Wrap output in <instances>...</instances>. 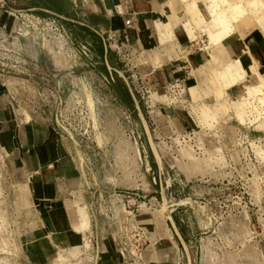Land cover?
Masks as SVG:
<instances>
[{"label": "rangeland", "instance_id": "obj_1", "mask_svg": "<svg viewBox=\"0 0 264 264\" xmlns=\"http://www.w3.org/2000/svg\"><path fill=\"white\" fill-rule=\"evenodd\" d=\"M228 1L187 6L210 37V5L229 15V4L252 5ZM106 3L0 0V109L9 115L0 134V264H28L19 238L33 222L25 183L34 155L21 147L31 141L75 167L76 181L59 189L77 206L76 227L93 224V234H81L53 264H98L103 254L155 264L148 246L180 234L184 264H264V90L245 102L248 85L230 101L186 99L174 88L175 70L150 66L160 56L121 48L98 26ZM177 48L163 51L176 57ZM188 90L195 96L194 85ZM50 170L42 167L39 179L49 180Z\"/></svg>", "mask_w": 264, "mask_h": 264}, {"label": "crops", "instance_id": "obj_2", "mask_svg": "<svg viewBox=\"0 0 264 264\" xmlns=\"http://www.w3.org/2000/svg\"><path fill=\"white\" fill-rule=\"evenodd\" d=\"M187 1L107 0L105 11L97 13L95 20L99 27L105 28L109 37H115L120 42L121 48L160 56L162 63L155 66V63L149 61L150 66L163 71L175 70L172 77H175V81L177 79L183 81V96L186 99L203 101L208 97L215 102L230 101L241 85H248L246 88H257L253 95L245 93V98L258 96L263 91L261 80L264 77V6H259L258 14L252 16L250 24L242 25L235 30L231 23L229 35L221 41L212 43L202 27L196 26L197 17L191 18ZM197 7L202 14H206V5L203 1H198ZM245 11L251 15L249 9ZM171 45L178 47L175 51L176 57L172 53H169L170 57L164 54L163 49ZM237 60L245 71L244 76L225 85L220 81L218 73L225 65L233 64ZM182 68L188 69L184 70L187 72L186 75ZM168 76H171V73L168 72ZM162 83L169 82L165 80V83L163 81ZM190 85L196 88L195 96L188 90ZM217 88L223 96L218 95ZM2 92L0 90V106L3 102ZM8 116L7 112L0 109V134L3 128L9 127ZM22 128V125H17L13 129L14 132H21ZM17 146L18 150L22 149L23 152L27 150L34 155L31 158L33 170L25 183L30 188L26 197L32 211L33 222L28 230L20 235L21 258L28 264H53L56 263L60 251L79 243L81 234H93L91 219H88L87 227L81 229L76 227L77 221L72 217L71 209L77 206L72 197L65 195L68 191L59 189L60 183L62 185L74 183L78 173L68 159L56 160L50 157L45 152V144L31 141V148L23 146L20 149L19 143ZM22 161L24 163L23 159ZM42 167L51 169L52 175L54 173L55 175L49 180L42 181L39 179ZM57 171L59 175L56 174ZM75 238H78L77 242ZM166 242L168 245H162L163 247L154 244L148 246L146 249L148 261L155 264H184L182 257L178 255L179 245L184 243L182 235L180 234L177 240L168 238ZM96 257L98 258V254ZM97 262L120 264V259L118 256L103 254Z\"/></svg>", "mask_w": 264, "mask_h": 264}, {"label": "bare ground", "instance_id": "obj_3", "mask_svg": "<svg viewBox=\"0 0 264 264\" xmlns=\"http://www.w3.org/2000/svg\"><path fill=\"white\" fill-rule=\"evenodd\" d=\"M249 1L252 4L251 7H249L250 8L249 12L258 14L259 9H260L259 6H264V0H249ZM229 2L230 1H228V3ZM194 4H195V2H194ZM216 5H217L216 2H214L212 5H210L209 14H210V16H212L211 17L212 22H211L210 28L213 31V34H210V37L215 38L217 41H221L224 37L229 35V33H230L229 20H231V19L236 20L237 23H239V27L242 25L250 24L251 23L250 21H252L251 15H249L245 11V9L243 8L242 5H239V4L230 5L229 4V6L226 9L228 11H230V13H231L230 15H229V12H227L226 10H222V11L219 10L220 13L218 14V11L216 10L217 9ZM254 10H256V12ZM188 12L190 14L194 15L196 12V9L194 7H189ZM214 13H215V16H214ZM214 17H215V19H214ZM237 61H235V63ZM235 63L225 65L223 70L218 73L219 74L218 77L221 79L220 81L228 80L229 78H233V77L238 76L237 79H235V81H237L244 76L245 71L243 70V68L235 66L236 65ZM210 64H211V62H210ZM237 71H240V72L238 73ZM251 72H252V70H251ZM261 81H262V86H263V90H264V77L262 78ZM256 90H257L256 87L246 88L245 93L247 95H253V93L256 92ZM262 93H264V92H262ZM246 100H247V98L244 97L242 102H245Z\"/></svg>", "mask_w": 264, "mask_h": 264}, {"label": "built area", "instance_id": "obj_4", "mask_svg": "<svg viewBox=\"0 0 264 264\" xmlns=\"http://www.w3.org/2000/svg\"><path fill=\"white\" fill-rule=\"evenodd\" d=\"M174 88L177 89L178 93H183L184 87H183V81L180 79L176 80V83H174Z\"/></svg>", "mask_w": 264, "mask_h": 264}]
</instances>
